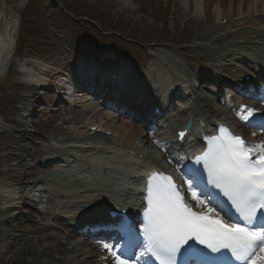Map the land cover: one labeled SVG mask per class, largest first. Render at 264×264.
I'll return each mask as SVG.
<instances>
[{
	"label": "snow or ice",
	"instance_id": "obj_1",
	"mask_svg": "<svg viewBox=\"0 0 264 264\" xmlns=\"http://www.w3.org/2000/svg\"><path fill=\"white\" fill-rule=\"evenodd\" d=\"M238 112L243 113V121L252 124L256 109L242 106ZM260 126L264 129V123ZM219 132L207 140V150L194 158L200 167L183 173L197 206L212 204L206 212L193 209L172 176L153 173L148 179L143 236L146 254L160 264H196L197 256L207 255L195 247L197 243L210 253L229 250L244 264H264V142L248 144L228 129L221 128ZM184 135L179 133L181 138ZM221 204L235 210L237 222L229 224L223 217L211 215L219 216L217 208ZM104 212L99 210L101 215ZM115 223L127 232L135 228L127 224L125 217ZM103 248L115 257L116 264H129L115 245L105 242Z\"/></svg>",
	"mask_w": 264,
	"mask_h": 264
},
{
	"label": "rangeland",
	"instance_id": "obj_2",
	"mask_svg": "<svg viewBox=\"0 0 264 264\" xmlns=\"http://www.w3.org/2000/svg\"><path fill=\"white\" fill-rule=\"evenodd\" d=\"M9 4L17 11L19 15V22L22 21V13L24 12L25 7L21 6L24 0H7ZM66 1L65 8L62 10L59 6L58 0L56 3L47 1L44 5L42 4V13L39 14L42 21L31 24L35 27V32H37L36 37L40 36L41 40H35L30 43V47H33L31 55L35 57L46 58L49 62L54 58L62 60V62L67 63L68 57L70 55L69 51L75 50L77 46H81L82 43L87 52H97L101 44V34L100 29L113 30L118 29L126 37H132L135 35H142L141 39L155 41L158 45L161 42L162 52L166 59L173 60L174 62L180 63L184 66H190L196 68L194 62L191 61H203L208 59L211 56L215 57V46L210 45L207 49L203 51H198L197 48H193L190 51V55L194 60L186 59L185 56L179 54L181 47L173 46L182 40L193 38H200L201 35L205 34L209 29L198 30V26L205 25L204 15L199 16L195 21H192L190 25H184V21L187 17L193 16V11L190 10L186 1H181L182 8H179L178 0H123L125 9L114 8L112 4L105 2L104 0H64ZM117 1V0H111ZM121 1V0H120ZM162 5V7H159ZM67 10L73 11L75 14L84 13L91 18L96 20V25L98 27L89 24L86 21H74L70 16H65ZM218 10V9H217ZM217 10L213 9L210 15L214 17ZM64 13V14H63ZM30 14H34V11H30ZM32 16V15H29ZM37 18V15H34ZM177 18V20H176ZM210 18V17H209ZM180 22V23H178ZM29 25L31 26V24ZM177 23V24H176ZM100 27V29H98ZM116 42L112 48H106L109 51L116 52L121 55L130 54L135 59V63L142 64L148 60L149 53L146 49H141L137 44L132 42H126L121 40L120 37L115 38ZM92 41L94 43H92ZM103 41V39H102ZM121 42V45L119 44ZM195 47L196 44L194 45ZM82 48V47H80ZM127 50V51H126ZM16 56L19 58L21 55V49H16ZM127 54V55H128ZM129 55V56H130ZM158 64V63H157ZM176 67V66H175ZM7 78L0 82V156L8 157L11 151L8 147H17V142L13 141L14 136L21 138V141L24 143L26 136L20 134L21 130L16 133H10L11 129L14 127L13 123H4L3 119H10L11 121V112L13 109V103L15 100L22 96V100L29 107L35 108V114H41V111L37 112L38 103L31 100V98L26 97V89L23 87H18L16 84H20L23 79H19V74L16 67L10 69ZM36 93V92H35ZM39 94V92H37ZM44 93V92H43ZM37 96V100H41L44 103H51L52 94L46 91ZM33 96L34 93H31ZM41 96V97H40ZM21 98V97H20ZM43 108V106L41 107ZM33 112V109H32ZM83 112V111H82ZM81 112V114H82ZM32 114V113H31ZM96 115L94 119L97 121H103L105 118L99 117V114ZM38 117V116H37ZM99 117V118H98ZM17 126L25 125V122L18 116L16 117ZM108 121L105 119L103 121L106 123ZM111 122L109 121L108 124ZM5 124V125H4ZM112 125V124H111ZM29 131H34L33 124L26 123ZM41 131L51 134L53 130H49L47 127H41ZM36 136L35 133H32ZM13 135V137H10ZM36 144V142H35ZM30 149L32 144H28ZM36 155L33 156L35 158ZM3 161L0 160V181L9 185L8 180L6 179L7 172L11 171L14 176L19 175V169L7 166ZM11 165V164H10ZM9 178V177H8ZM32 209V208H31ZM31 212L29 210H26ZM19 215V212H15ZM33 213V212H32ZM5 218L8 215H4ZM26 222H30L29 219ZM19 223V222H18ZM26 224V223H24ZM3 226L0 225V241L2 242V235L8 237V233H2ZM4 229V228H3ZM33 229L31 226H27L23 233L20 236L25 238H32ZM12 234L19 236V233L12 232ZM3 237L5 238V236ZM11 237V236H10ZM44 238V237H43ZM36 238L35 242L43 239ZM1 253V251H0ZM14 251L11 246H9L8 254L1 257L0 264H14L10 261V257ZM81 259L80 261H82ZM91 260V259H90ZM92 261V260H91ZM97 261L94 259L93 262ZM81 263V262H80ZM79 263V264H80ZM104 264H107L106 262Z\"/></svg>",
	"mask_w": 264,
	"mask_h": 264
},
{
	"label": "bare ground",
	"instance_id": "obj_3",
	"mask_svg": "<svg viewBox=\"0 0 264 264\" xmlns=\"http://www.w3.org/2000/svg\"><path fill=\"white\" fill-rule=\"evenodd\" d=\"M105 2H108L109 4L111 3L114 8L118 9H125V5L123 0H117V1H111V0H104ZM203 4L209 3V5H213L217 2V4H223V0H201ZM231 3H233V7H235L237 4L241 6L240 10L251 8V6L254 7L255 14L253 15L252 19H248L246 23L241 25H230L233 27V29H238L237 30V36H244L248 37L251 36V34L255 35L259 28L263 26L264 28V19L260 18L258 16V9L260 7H263L264 11V0H229ZM188 4L191 6L194 10V13L197 14L198 11V3L196 0H189ZM250 11V10H249ZM208 12V10H207ZM263 13V12H262ZM196 16V15H195ZM194 16V17H195ZM220 13L217 14L215 19L212 21V25L214 27L212 30L207 32L205 35L202 36V40L204 41H212L213 36H216L220 33H228L229 30L232 29V27H223L220 24V19H221ZM188 22L190 20H187ZM18 20L17 16L13 14L10 10H8L4 4L0 0V80L6 76L8 73L10 67L14 64H16V58L14 57V49H15V44H16V37H17V31H16V26H17ZM239 47H245V44L241 45L239 43ZM253 44L247 43L246 46H252ZM159 51V50H158ZM187 54V53H186ZM219 58V57H218ZM230 59V58H229ZM26 63H28L26 61ZM30 64H33L34 62H29ZM58 68L61 70V65L60 63L57 64ZM206 69L203 70H193V69H182L184 73L187 72L188 75H193L196 77H199L200 79H203L205 77L211 76V71H209L208 68L211 69V66L205 65ZM59 70V71H60ZM53 78H58L61 77V73H55V75H52ZM32 80H35V76L31 75L30 76ZM37 77V76H36ZM30 89H36V90H41V88L38 89V87H35L33 85H28ZM201 87V86H200ZM34 97V96H33ZM127 100V99H126ZM134 101H137L135 99H132ZM21 101L20 98H17L16 102ZM130 102V101H128ZM127 102V103H128ZM133 102H130V107L127 109H130L131 111H134L133 108ZM125 106V104H124ZM210 112L215 115V113L210 110ZM18 109L12 111V116L18 115ZM197 114H199L200 118H203L208 126V128L211 126V121L210 117L208 116V113L205 110L197 111ZM61 116V115H60ZM20 117V115H19ZM109 117V115H107ZM31 119V123L40 126L39 123H37V120ZM53 119V117H52ZM55 119V118H54ZM74 119L75 124L78 125V129L83 131L82 135L74 134L73 129L69 127L70 124H72V120ZM22 120L26 123H29V120L26 118H22ZM62 125L58 127L59 131L65 130L68 131L66 136H63L62 139L70 141V140H75V139H86V136H89V132H87V128L90 126L86 123L83 122L81 119L77 118H71V119H66L64 118V115L61 116ZM121 131H118L117 138L116 140L111 139L109 143H117L118 148L122 149L124 148L125 150H133V147L137 146L138 144L140 145L144 151L146 150L148 155H152V158L154 160H158L159 157L161 158L162 156L159 155V152L156 150L155 151V146H153V142L157 144V137L154 132L150 131L146 127H137L134 122L130 123L131 121H124V119L121 120ZM92 126H96V124H92ZM99 127H102V124L98 125ZM19 129L24 130L23 126H19ZM110 131V130H109ZM206 132V131H205ZM24 134L29 136L28 141H24V143H21L20 145L17 146V149H11L13 152L14 157L13 158H8L7 160L9 162L16 161L18 164L16 167L19 168L20 174L19 177L16 179L19 182V193H17L15 190L10 191L9 187L5 186L4 189H2V194L0 196V199L3 200L5 203H12L16 202V198L14 195H19L21 196L20 199H23L24 202H29L30 199L35 200L42 205L41 209V220L44 221H49L53 217L55 218H64V217H70L69 221L64 219V224L62 223V231L67 230L68 228L74 227L73 225L76 224L78 221L75 219H72L73 216L83 214L81 212L82 206L79 205L81 204V199H84L83 196L75 195V192H69V189L72 190L74 186H78V182H75L73 180V175L70 173L72 164L76 163L77 159H74L75 162H71V160L64 159L61 161H54V162H47L46 167H36L33 170L29 168L30 162L33 154H38L39 156H42V153H44L43 147L42 146H34L35 151L31 154H29V151L25 150L28 148L29 142H32L35 136H31L27 133L26 130L23 131ZM207 133H210V128L207 129ZM122 143V144H121ZM110 147V146H109ZM114 147V145H112ZM33 146L30 148L32 150ZM71 152H76L75 150L71 149ZM89 151L82 152L80 153H87ZM143 155V153H141ZM72 158V157H71ZM158 162V161H156ZM79 169L81 168L79 165L77 166ZM44 168V170L42 169ZM42 169V170H41ZM135 176V180L138 178L137 174H133ZM41 177V178H40ZM65 178V181H62V179ZM53 182V186H50L51 188H41L39 191V198H36V195H33L31 198L26 197L25 193L27 194L29 189L37 188L39 184L44 183V182ZM59 185V187L57 185ZM36 186V187H35ZM75 193V194H74ZM30 194V192H29ZM89 197V196H88ZM87 197V198H88ZM37 199V200H36ZM23 203V202H22ZM23 203V204H25ZM45 205V206H44ZM62 205L64 209L61 212V215H56L55 210L57 207ZM17 208V204H13L12 206L7 208V212H12ZM31 218H33L32 214L30 215ZM18 218L16 219H6V220H0V224L4 228L8 229H3L2 228V233L7 232L10 235L11 231L19 233V236H13V238H8V237H3L2 235V243H0V247L3 248L4 250L8 249V246L12 247V250L14 253L10 254V261H12L14 264H79V259L77 257H73V254L68 253V250L65 248H62L58 240L50 237L52 243L54 244L53 247H45V243L47 240H42L38 243L34 242L32 239H27L23 236H20L21 233L24 232V230L27 228L26 226H17L13 225L14 222H16ZM21 220L19 217V224ZM38 222H32L31 227L34 229L33 234L39 235V234H44L49 231V228L41 225ZM13 226V227H12ZM12 227V228H11ZM11 228V229H10ZM61 230V229H60ZM69 230V229H68ZM67 230V231H68ZM55 242L58 244L55 246ZM89 248L90 250L87 251L86 249ZM74 251H72L75 254H81V257L84 260L82 264H93L91 260L92 255L95 254V250H97L96 247H94L93 243L90 242L89 240H82L81 242H76L73 248ZM85 250V251H84ZM58 253L64 256L63 259L59 261H55L54 254ZM83 254V255H82ZM88 259V260H87ZM0 260H1V255H0Z\"/></svg>",
	"mask_w": 264,
	"mask_h": 264
}]
</instances>
